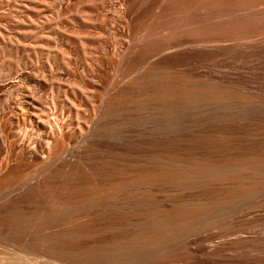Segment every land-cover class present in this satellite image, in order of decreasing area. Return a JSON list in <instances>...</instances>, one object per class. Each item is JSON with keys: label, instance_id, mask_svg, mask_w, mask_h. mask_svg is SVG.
Segmentation results:
<instances>
[{"label": "rangeland", "instance_id": "1", "mask_svg": "<svg viewBox=\"0 0 264 264\" xmlns=\"http://www.w3.org/2000/svg\"><path fill=\"white\" fill-rule=\"evenodd\" d=\"M253 10L0 0V264H264Z\"/></svg>", "mask_w": 264, "mask_h": 264}, {"label": "bare ground", "instance_id": "2", "mask_svg": "<svg viewBox=\"0 0 264 264\" xmlns=\"http://www.w3.org/2000/svg\"><path fill=\"white\" fill-rule=\"evenodd\" d=\"M264 0H255V10L251 14L237 15L232 18L213 20L211 17L199 16L196 28L205 32L210 30L222 31L226 34L239 35L247 33L249 28L255 26V38L264 33ZM263 6V7H262ZM232 6L231 9H237ZM256 41V40H255Z\"/></svg>", "mask_w": 264, "mask_h": 264}]
</instances>
